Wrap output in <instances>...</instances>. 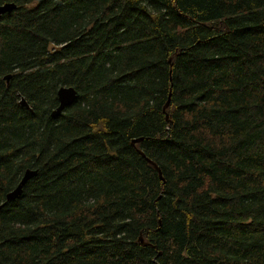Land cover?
Returning <instances> with one entry per match:
<instances>
[{"label": "trees", "instance_id": "1", "mask_svg": "<svg viewBox=\"0 0 264 264\" xmlns=\"http://www.w3.org/2000/svg\"><path fill=\"white\" fill-rule=\"evenodd\" d=\"M3 3L0 264H264V0Z\"/></svg>", "mask_w": 264, "mask_h": 264}, {"label": "water", "instance_id": "2", "mask_svg": "<svg viewBox=\"0 0 264 264\" xmlns=\"http://www.w3.org/2000/svg\"><path fill=\"white\" fill-rule=\"evenodd\" d=\"M14 9H15V5L13 3L3 4L0 6V16L5 14V13H10ZM9 78H10V76L6 75L3 77V80L7 83ZM55 97H56V101H57V106L50 113V117L52 119H54L55 117H58L65 108L69 107L76 100V93L71 87H60L57 89V91L55 93ZM18 105L20 107L28 109L26 102L21 97L19 98ZM167 105H168V101L164 104V106L162 108L163 111L166 109ZM139 140L140 139L131 140L130 143H131V145H134L135 143L139 142ZM137 154L139 156H141L142 158H144L143 154L140 151H137ZM146 162L152 166V168L157 172L158 177H160V172H159L158 168L154 164H152L149 160H146ZM36 174H37L36 170H28V169L24 170L21 177H20V180L17 183V185L15 186V188L5 194L4 202L1 205L3 206L7 202H12V201L18 199L22 193L23 186L30 179L35 177ZM137 241L139 244H141L143 246H147V244L142 241L141 237H138Z\"/></svg>", "mask_w": 264, "mask_h": 264}, {"label": "flooded vegetation", "instance_id": "3", "mask_svg": "<svg viewBox=\"0 0 264 264\" xmlns=\"http://www.w3.org/2000/svg\"><path fill=\"white\" fill-rule=\"evenodd\" d=\"M3 4H5V3H3ZM3 4H1V5H3ZM1 5H0V6H1ZM5 14H7V13H5ZM5 14H3V15H5ZM3 15L0 16V19H1V17H2Z\"/></svg>", "mask_w": 264, "mask_h": 264}]
</instances>
